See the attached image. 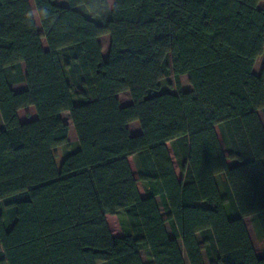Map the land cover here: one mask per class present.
<instances>
[{
    "label": "trees",
    "instance_id": "1",
    "mask_svg": "<svg viewBox=\"0 0 264 264\" xmlns=\"http://www.w3.org/2000/svg\"><path fill=\"white\" fill-rule=\"evenodd\" d=\"M31 1L0 0V264H264V0Z\"/></svg>",
    "mask_w": 264,
    "mask_h": 264
},
{
    "label": "crops",
    "instance_id": "2",
    "mask_svg": "<svg viewBox=\"0 0 264 264\" xmlns=\"http://www.w3.org/2000/svg\"><path fill=\"white\" fill-rule=\"evenodd\" d=\"M56 3H58L61 6H66V1L65 0H60V1L56 2ZM35 23H36L37 28L39 29L38 20H37V22L35 21ZM98 41H99V43L101 45V49H102V58L105 60L107 58L108 51H109L110 37L108 35H103V36L98 38ZM41 42H42L43 48L46 49L45 41L41 40ZM263 64H264V53L260 57H258L256 59V61H255L254 68H253V73L256 76H259V74L261 72V69L263 67ZM181 78H186L187 81H188V78H187L186 75L180 76L179 80H181ZM181 87H182L181 89L184 92H188V91L192 90V88H191V86L189 84H187L185 87H183L181 85ZM11 89L14 92L24 91L26 89V85L24 83L15 84V85L11 86ZM130 103H131L130 98H129V100L127 102H124V103L120 102L121 106H126V105H128ZM27 108H32L33 109V107H26V108L20 109V110L17 111V116H18V114H19V112L21 110H25ZM63 114L67 115V113H63ZM258 116H259V119H260V121L262 123V126L264 127V113L261 110L258 111ZM68 126H69V124H68ZM127 128L129 130V133H130L131 136L139 135L140 132H141L140 126H139L138 122H136V121L129 123L127 125ZM215 130H216V134H217V137L219 139V142H220L221 149H222V151L224 153H226V150H225V147H224V144H223V141H222V137H221L219 128L216 127ZM166 147L168 149L170 158L172 160V165H173L176 177L180 180V179H182V174H181L180 167H179V164H178V159L176 158V156L174 155V152L172 151L171 144L167 143ZM128 163H129L130 170H131L133 176L137 178L138 177V168H137V165H136V162H135V157L134 156L128 157ZM227 164H228V166H230V164H231L230 161H227ZM138 184H140L141 190H140ZM137 187H138L139 194L142 193V194H140L141 197H144L145 193H144V190H143V186H142V184L140 182L137 183ZM161 214L163 215V211H161ZM244 223L246 225V228L248 230L249 235L251 236V234H253L254 236H256V230L253 227L250 219L249 218L244 219ZM165 226H166L167 231L169 232L168 224H166ZM113 235H120V234H113ZM261 243H262V251L261 250L259 252L256 251L257 255L260 256V257L264 254L263 253L264 252V243L263 242H261ZM142 254H144V252H141V256H142Z\"/></svg>",
    "mask_w": 264,
    "mask_h": 264
},
{
    "label": "rangeland",
    "instance_id": "3",
    "mask_svg": "<svg viewBox=\"0 0 264 264\" xmlns=\"http://www.w3.org/2000/svg\"><path fill=\"white\" fill-rule=\"evenodd\" d=\"M55 1L58 2L60 0H55ZM107 2H108L109 7L113 6V0H107ZM29 3L31 6L32 15L35 18V21L37 22V17L35 14V10H34L32 1L29 0ZM257 8L264 10V2L258 3ZM179 81H180V85H182L183 87H185L187 84H189L186 78H181V80H179ZM159 85H160V89L163 91H170V92L176 91L174 79L172 77L161 79L159 81ZM118 98H119V101L122 103L127 102L129 100V96L126 93L119 94ZM18 118H19V121L21 123H27V122H31V121L35 120L36 114L32 108H27V109L21 110L19 112ZM62 119L64 120L65 123L69 124L68 141L70 143L75 142L76 137H75V133L72 129L68 114L67 115L63 114ZM138 185H139V188L141 190L140 184H138ZM140 194H142V193H140ZM0 211L3 213V208L1 206V204H0ZM121 221H122L121 218H119L118 216H109V215L106 216V222H107L109 230L112 234H121L123 232L122 227H121V223H122ZM3 223H4L5 227L8 228V222H7V219L5 218V216L3 218ZM251 239H252L255 250L257 252H259L260 250L262 251L261 241H258L257 237L254 236L253 234H251ZM142 259H143L144 264H149L148 257H147V255H145V253L142 254ZM204 262H205V264H207L205 259H204Z\"/></svg>",
    "mask_w": 264,
    "mask_h": 264
}]
</instances>
